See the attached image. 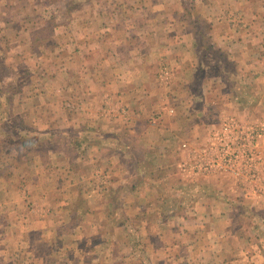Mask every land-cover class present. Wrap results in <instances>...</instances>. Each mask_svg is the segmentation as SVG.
<instances>
[{"label": "crops", "instance_id": "obj_1", "mask_svg": "<svg viewBox=\"0 0 264 264\" xmlns=\"http://www.w3.org/2000/svg\"><path fill=\"white\" fill-rule=\"evenodd\" d=\"M145 1L136 0L139 9L127 7V2L123 7L127 13L116 14L114 24L101 21L115 15L117 6L110 9L109 15L107 9L95 13L90 22L80 25V36L66 45L65 70L32 74V79L51 76L48 95L62 94L63 106L56 105L53 99L40 104V112L37 107L35 113L33 104L27 108L22 102L15 108L16 113L23 118L31 115L29 120L43 128H92L111 134V138L91 132V142L86 134L82 139L88 147L78 152L79 166L74 167L77 170L71 168L69 151L57 152V166L53 165L52 170L60 169V153L63 170H74L68 171L64 183L44 170L47 163H42L43 154L39 152L27 154L34 164L27 165L33 168L30 177L22 179L25 182L19 180L24 163L20 161L19 169L14 167L9 176L8 162L0 157V264H137L140 251L136 243H130V235L124 237L119 217L131 221L134 229L138 227L140 236L144 235L141 238L146 243V254L158 261H171L177 251L184 249V241L187 249L199 247L198 241L204 238L201 229L210 230L212 202H196L183 216L172 219L177 221L174 225L190 235L178 234L177 230L171 247H166L159 234L169 231L173 224L160 214L153 216L160 205L156 200L142 198L146 184L140 179L141 167L133 165V169L122 171L114 160L113 149L118 140H126L137 148V157L146 156L154 145L162 147L158 150L162 158L170 157L184 137V129L175 116L167 115L166 104L177 107L186 79L198 72L206 73L202 76L205 80L220 81L214 75L216 62L212 54L223 52L230 56L245 81L256 93L264 95V0H233V7L218 3L221 11L205 0L200 9L208 21L209 44H201L198 36L187 41L190 30L178 23L180 6H144ZM136 17L139 22L134 23ZM7 30V21L0 16V35H7ZM20 46L16 36L12 37L9 47L17 53ZM4 49L0 45V50ZM205 66H213L212 72ZM60 111L63 113L58 118ZM98 173L105 178L106 188L94 193L91 177ZM257 185L263 195L264 180H258ZM26 188L39 196L36 206H45L49 213L39 215L30 206L25 207L19 192ZM79 191L83 193L80 195ZM257 207L264 211V202H258ZM155 228L158 234H153ZM261 234H257L258 249L254 254H249L244 245L235 247L240 259H246L240 264H264ZM153 235L159 240V247L150 243ZM124 243L129 248L122 247Z\"/></svg>", "mask_w": 264, "mask_h": 264}, {"label": "rangeland", "instance_id": "obj_2", "mask_svg": "<svg viewBox=\"0 0 264 264\" xmlns=\"http://www.w3.org/2000/svg\"><path fill=\"white\" fill-rule=\"evenodd\" d=\"M82 1L85 0H0V16L7 21L8 29L7 35H0V45L5 46L4 50H0V105L6 106L2 109L5 111L4 120L8 122V129L18 126L21 132L32 133V142L37 144L30 149L18 147L20 139L16 133L11 134L16 143L9 142L7 146L0 141V157L8 162V168L11 169L9 176L15 171L14 167L19 169L20 161L24 163V169L19 175L22 182H25L22 179L29 178L32 173L33 167H30L34 163L27 157L31 152L43 154L41 161L47 163L44 170L52 172L64 183L70 174L68 171L79 169L74 167L79 166L78 152L88 147L82 139L86 134L92 138L91 142L94 140L91 132L111 138V134L96 132L92 128L89 130L77 127L71 130L59 127L61 125L43 128L29 120L31 115L27 114L23 118L15 111L22 102L27 108L33 104L36 107L35 113L40 104L50 103L53 99L56 100V105L63 106L62 94L48 95L52 89L51 76L32 79V74L35 71L65 70L66 45L71 39L80 36V25L90 22L95 13L107 9L109 15L110 9L117 6V13H113L115 15L101 21L114 24L116 14L121 16L127 13L123 10L127 2V7L140 8L136 6V0H86L88 2L77 5ZM208 1L211 7L220 11L222 9L218 7V3L234 6L233 0ZM148 4H177L182 8L178 14V23L182 28L190 30L187 41H192L193 38L195 40V36H198L196 39L201 44H209L208 21L200 9L205 5V0H146L143 5ZM78 12L80 13L76 16ZM135 20L134 23L139 22L138 17ZM15 36L21 43L17 53L14 48L9 47V42ZM11 43L13 47V42ZM212 58L216 62L214 75L220 81L205 80L202 76L206 73L198 72L193 78L186 79V85L181 88L178 109L175 105L174 108L166 104L167 115L170 118L175 116V121L184 129V137L178 142L176 151L170 152V157L162 158L158 153L162 147L155 145L149 147L150 152L143 157H137L132 150L130 154L124 152L123 145L117 146L120 151H115L114 160L122 171L133 169V165L141 167L140 179L146 184L142 198L149 202L156 200V204L160 205L152 213L155 218L160 214L173 224L177 221L172 219L183 216L196 202H212L210 230L201 229L204 238L198 241L200 246L195 245L190 250L185 245L187 241H184V249L177 251L176 257L167 262L151 259L145 252L146 243L141 238L144 235L140 236L138 227L134 229L131 221L127 222L125 218L119 217L124 237L130 235V243H136L140 251L137 264H240L246 259H240L235 247L244 245L249 254H254L258 249L257 234L261 233V245H264V211L257 207L258 202H264V192L261 195L257 185L258 180H264V95L256 93L255 88L245 81L230 56L220 52L212 54ZM212 67L205 66L210 73ZM220 70L223 71L220 73ZM6 94L10 95L8 100L5 99ZM169 109L173 112L168 113ZM62 113L63 111L57 113V117L60 118ZM46 136H49L48 139ZM119 142L129 144L126 140ZM64 150L72 154L69 161L74 170H63V155L60 153V169L53 171V165L57 166L55 154ZM126 160L127 163L124 162ZM91 178L90 186L94 193L105 190V178L100 173L98 176L93 174ZM82 193L79 191L80 195ZM19 194L25 207L30 206L29 209H34L39 215L49 213L50 210H46L45 206H36L39 197L37 194L30 193L27 188ZM11 196L18 198L15 194ZM255 223L259 229L257 231L252 227ZM169 228V231L164 230L159 234L166 247H171L177 230L178 234L190 235L174 224L169 225ZM158 233L155 228L153 234ZM152 237L154 240L150 243L153 247H159V240H155L154 235ZM184 238L189 239L188 236ZM122 245L129 248L126 243Z\"/></svg>", "mask_w": 264, "mask_h": 264}, {"label": "trees", "instance_id": "obj_3", "mask_svg": "<svg viewBox=\"0 0 264 264\" xmlns=\"http://www.w3.org/2000/svg\"><path fill=\"white\" fill-rule=\"evenodd\" d=\"M86 2H88V1H86V0L85 1H82V2H80L77 5H81L82 3H86ZM9 97H10V95L9 94H6V98L5 99L8 100ZM11 106L12 105H10V107ZM4 107H6V106L5 105H0V141L2 143L6 144L7 146L9 144V142L16 143L11 138V134L12 133H16L17 135L19 134L18 136H19V139H20L18 147H25L26 149H30L32 146H37V144H34L32 142V138H34V136L31 137V134L32 133H29V132H25V133L24 132H21L20 131V128L18 126H16L14 129H12V128L8 129V127H9L8 122H7V120H4L5 119V114H4L5 111H4V109H2ZM48 137L46 136L47 139H48ZM55 138L58 139L57 137H55ZM119 141H121V140H118V142L115 143L116 145H115V147L113 149L114 151H116L117 146L123 145V148L122 149H123L124 152H127V153L130 154V150H132V152L136 155L137 148H134L133 146H130L129 144H127V145L126 144H122V142H119ZM124 149H126V150H124ZM149 152L150 151L148 150V153ZM127 160L124 161V162L127 163L128 162ZM176 215H178V214H176ZM252 227H253V230L257 231L258 225L256 223L253 224Z\"/></svg>", "mask_w": 264, "mask_h": 264}, {"label": "built area", "instance_id": "obj_4", "mask_svg": "<svg viewBox=\"0 0 264 264\" xmlns=\"http://www.w3.org/2000/svg\"><path fill=\"white\" fill-rule=\"evenodd\" d=\"M172 112H173V110H172V109H169V110H168V113H172Z\"/></svg>", "mask_w": 264, "mask_h": 264}]
</instances>
